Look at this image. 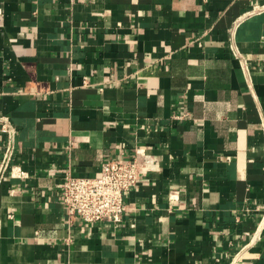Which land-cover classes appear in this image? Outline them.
Wrapping results in <instances>:
<instances>
[{"label": "crops", "instance_id": "1", "mask_svg": "<svg viewBox=\"0 0 264 264\" xmlns=\"http://www.w3.org/2000/svg\"><path fill=\"white\" fill-rule=\"evenodd\" d=\"M0 116V264H264V0H0ZM137 149L122 222L69 233L64 175Z\"/></svg>", "mask_w": 264, "mask_h": 264}, {"label": "built area", "instance_id": "2", "mask_svg": "<svg viewBox=\"0 0 264 264\" xmlns=\"http://www.w3.org/2000/svg\"><path fill=\"white\" fill-rule=\"evenodd\" d=\"M233 54L244 66L236 49ZM0 132L5 137L0 157L1 186L7 177L24 179L27 176L20 167L12 165L16 153V129L7 116H0ZM154 160L144 149H137L129 160L113 159L103 163L100 175L95 178L73 176L67 172L58 188L69 233H72L69 227L75 222L86 227L108 222L117 227L126 212L124 196L137 186L140 171L153 165ZM248 250L245 246L235 252L228 264H239Z\"/></svg>", "mask_w": 264, "mask_h": 264}]
</instances>
